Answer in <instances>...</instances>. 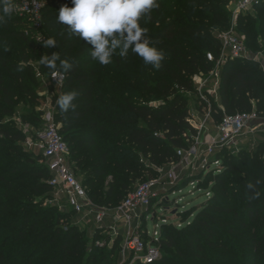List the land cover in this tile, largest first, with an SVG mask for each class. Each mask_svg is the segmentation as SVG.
<instances>
[{
    "label": "trees",
    "instance_id": "16d2710c",
    "mask_svg": "<svg viewBox=\"0 0 264 264\" xmlns=\"http://www.w3.org/2000/svg\"><path fill=\"white\" fill-rule=\"evenodd\" d=\"M43 1L41 29L34 28L27 17L25 22L13 14L0 23V264H117L119 238L110 247H96L95 239H107L100 229H92L89 235L87 228H64L66 213L35 202L37 197L52 195L49 172L41 155L25 150V133L3 118L13 113L20 100L26 103L22 123L29 126L38 121L34 128L40 127L35 72L54 71L40 63V56L56 51L73 62L60 95L75 90V108L62 112L54 97V118L69 149V165L88 198L97 206L114 208L138 183L156 177L158 168L176 163V151L189 146L190 135L195 134L188 122L189 110L201 108L192 77L211 70L205 55L218 54L215 33L231 23L229 0H158L159 7L142 17L140 24L164 53L159 69L145 65L131 51L123 58L114 55L109 65L99 64L90 55L91 45L57 23L59 8L71 6L70 0ZM252 8L255 15L243 11L236 15V32L250 53L262 54L264 0ZM49 37L57 41V47L43 48V40ZM217 93V100L211 102L215 122L236 112L253 111L264 117L260 62L226 59ZM191 95L193 103H189ZM157 100L158 105L150 104ZM263 146L264 141L247 159L245 154L237 160L230 155L218 157L223 171L211 181V201L184 227L162 226V254L152 264H231L220 255L218 261L207 258L220 248L237 249L232 237L226 243L213 239L224 227L245 246L240 250L254 252L251 262L244 264L264 262ZM240 213L245 220L238 227L234 222L240 221ZM171 230L182 243L177 245L178 237Z\"/></svg>",
    "mask_w": 264,
    "mask_h": 264
},
{
    "label": "built area",
    "instance_id": "2783aa9c",
    "mask_svg": "<svg viewBox=\"0 0 264 264\" xmlns=\"http://www.w3.org/2000/svg\"><path fill=\"white\" fill-rule=\"evenodd\" d=\"M260 1L262 0L229 1L231 23L227 29L215 33L220 45L218 54L207 52L205 55L206 60L212 65L211 70L192 77L198 105L201 108L191 107L189 110L188 122L195 129V134H189L191 142L187 149L177 150L179 160L176 163L170 164L169 168H158L156 177L138 183L112 209L94 204L74 175L68 162V146L54 118L55 105L50 99L49 101L46 99L44 106L37 108L44 124L40 130L34 132V135L26 138L23 144L25 150L41 155L49 172L48 184L52 187L53 199L64 202L73 214L79 215L82 220L91 217L99 224L96 229L107 235V239H95L96 247H108L119 238L117 264H152L160 258L161 228L167 224V220L161 219L163 225L159 229L158 224L155 223L153 233L149 237L147 232H141L140 223L133 225V222L151 211L154 204L162 205L165 202L168 191L179 182V167L187 165L191 158L202 159L205 165L208 159L216 157L221 150L236 147L243 136L264 133V117L256 115L253 111L224 114L218 122H215L214 134L209 133L207 126L208 121L213 120L211 102L212 99L217 100L220 69L225 60L252 58L259 61L260 59L261 53H250L242 37L235 30L236 15L252 8ZM44 4L43 0H16L14 3L16 10L27 17L36 29L42 27ZM40 39L38 35L36 40ZM262 70L264 72V64ZM35 77L39 81L40 93L44 96L54 95L57 101L63 88L65 74L57 76L55 71L42 73L36 70ZM220 162L221 160L216 157L215 163ZM198 182L194 179L189 183L194 185ZM163 210L165 211V208ZM153 216L156 217L155 213ZM118 224L122 225L121 230Z\"/></svg>",
    "mask_w": 264,
    "mask_h": 264
},
{
    "label": "rangeland",
    "instance_id": "374dc122",
    "mask_svg": "<svg viewBox=\"0 0 264 264\" xmlns=\"http://www.w3.org/2000/svg\"><path fill=\"white\" fill-rule=\"evenodd\" d=\"M15 1L16 0H13V4L15 3ZM242 13H247V14L249 13L250 15H255L256 10L250 8L246 11H243ZM12 14L14 16L22 17L25 22L27 21V18L25 16H22L19 13V11L16 10L15 7ZM235 30H236V25H235ZM259 62H260V66L264 64V53L261 54ZM37 96H38V100L36 104L37 108L44 106V104L46 103V98L48 99V101L49 99L51 100L52 98H54V95L40 96L37 94ZM146 96L150 98L151 97L154 98L155 94L147 93ZM188 99H189V103H193L195 96L191 95L189 96ZM25 104H23L22 101L17 100L16 105L14 106L15 110L13 111V113L11 115L4 117L3 121L4 122L11 121L17 128H19L20 130H22V132L25 133V136L27 138L30 136L33 130L34 131L40 130L44 122L41 120V126L38 127L37 129L34 127L35 125H37L38 121H33V123L29 126H27L25 123H22L21 117L25 111ZM150 104L155 106L159 104V101L158 100L151 101ZM26 107L27 108L31 107V104L27 103ZM37 111L38 110L35 109V113H37ZM262 139H264V133H257L254 136H250V135L243 136L240 142H238L236 147H231L229 149L225 148L221 150L216 157L218 158L221 155L222 158H225L230 155L231 157H233L232 160L234 159L237 160L238 156H240L241 154H245L244 157L245 159H247L249 155H251L252 153H254V151H256L257 145H259L262 142ZM262 153H264V146ZM216 157L213 156L210 159H208L205 165H203L202 159L193 160V158H191L187 165L184 164L182 167H179L178 168L179 182L176 184L175 187H173L168 191V198L165 200V202H163L162 205L154 204L151 207V211L143 214L141 218L135 220L133 222V225L136 223H140L139 225L141 226V232L143 233L147 232L149 237L153 233V230L155 228V223L158 224V229L161 225H163V223L161 222L162 218H165L167 220V224L164 225L166 226L170 225L171 229L181 228L189 224L196 217L197 213H199L201 208L205 204L210 202L212 199L211 181L214 179L215 175L223 171L222 162H220L219 164L215 163ZM42 162L44 163L43 160ZM194 179L196 181L198 180L199 182L194 185L190 184L189 182ZM226 180L228 182V178ZM230 180H232L234 184L237 183V180L235 178H230ZM236 198L239 201L240 198L239 191L236 192ZM38 201L42 202L41 204L42 207H56V209L59 212L66 213L67 218L66 220L63 221L62 224L64 228L69 225H74L78 231H85L87 228V233L90 235L92 232L91 230L99 226V224H97L95 220L92 218L82 220L79 215H75V214L73 215L69 207H67L64 202L53 199L52 195L48 198L45 197L35 198V202ZM219 203L224 204V200H220ZM164 208L165 211L163 210ZM153 213H155L156 216L155 218L153 216ZM239 215L240 218L238 219L240 221L234 222L238 225V227L239 224L241 223V220L242 221L245 220V216L243 215V213H240ZM118 226L121 230L122 225L118 224ZM223 230H224L223 231L224 234L223 232L219 233L217 235V238H213V239L214 240L220 239L221 241L226 243L228 241V238L232 237L234 240V244L235 245L237 244L236 246L237 249H235L234 251L232 249L229 250L228 246L226 249L220 248L218 249V251L214 252L215 254L213 253L207 254L208 255L207 258L208 259L210 258L213 261H218L217 259H219L220 257L223 258L225 257V259H228V263L231 264H244L251 262V260L254 257V252L247 249L240 250V248H244L245 246H242V242L237 239L238 237L230 233V231H228L226 227H224ZM161 232H162V228H161ZM169 233L172 234V236L174 237L177 236L176 232H172V230ZM177 237H178L177 239V245H178L182 243V241L180 236ZM183 249H186L185 246L183 247ZM224 250L225 251L227 250L226 253H228V255H225L226 253L223 252ZM260 251L261 249L257 253L258 257H260V253H261ZM39 256H40L39 258H41V254ZM259 263L264 264L263 260H260Z\"/></svg>",
    "mask_w": 264,
    "mask_h": 264
},
{
    "label": "clouds",
    "instance_id": "9594fccd",
    "mask_svg": "<svg viewBox=\"0 0 264 264\" xmlns=\"http://www.w3.org/2000/svg\"><path fill=\"white\" fill-rule=\"evenodd\" d=\"M71 6L61 5L56 20L67 31L92 46L90 55L101 65L112 63L113 56L127 57L129 51L142 58L145 65L154 69L161 67L164 53L148 38V29L140 20L159 7L158 0H70ZM13 0H0V23L12 14ZM57 47V41L49 37L43 40V48ZM40 63L63 76L73 68V62L62 59L60 54H42ZM78 93L68 91L56 101L62 112L75 108Z\"/></svg>",
    "mask_w": 264,
    "mask_h": 264
},
{
    "label": "crops",
    "instance_id": "0c3cea01",
    "mask_svg": "<svg viewBox=\"0 0 264 264\" xmlns=\"http://www.w3.org/2000/svg\"><path fill=\"white\" fill-rule=\"evenodd\" d=\"M261 68H262V66H261ZM39 90H40V88H39ZM39 90H38V95H40V96H44L42 93H40L39 92ZM47 99V98H46ZM192 108H193V106H192ZM195 108V107H194ZM36 110H37V107L35 108ZM251 124H253V123H251ZM207 126H208V129H209V133L210 134H214L215 133V121L214 120H210V121H208V123H207ZM264 139H262V141H263ZM176 164H174V166H175ZM170 167V165H168L167 167H165V168H169ZM88 218H91V217H85V218H83V219H88ZM93 219V218H92ZM107 223H110V221H107Z\"/></svg>",
    "mask_w": 264,
    "mask_h": 264
}]
</instances>
